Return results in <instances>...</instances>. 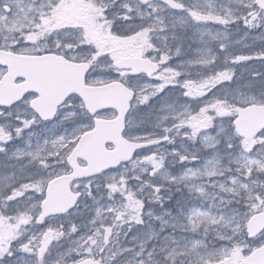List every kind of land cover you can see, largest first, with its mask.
I'll return each instance as SVG.
<instances>
[{
  "label": "snow or ice",
  "instance_id": "snow-or-ice-1",
  "mask_svg": "<svg viewBox=\"0 0 264 264\" xmlns=\"http://www.w3.org/2000/svg\"><path fill=\"white\" fill-rule=\"evenodd\" d=\"M0 264H264V0H0Z\"/></svg>",
  "mask_w": 264,
  "mask_h": 264
}]
</instances>
